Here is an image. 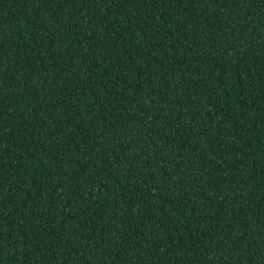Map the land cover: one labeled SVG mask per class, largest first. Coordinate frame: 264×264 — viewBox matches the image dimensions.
Segmentation results:
<instances>
[{
    "label": "trees",
    "instance_id": "trees-1",
    "mask_svg": "<svg viewBox=\"0 0 264 264\" xmlns=\"http://www.w3.org/2000/svg\"><path fill=\"white\" fill-rule=\"evenodd\" d=\"M0 264H264V0H0Z\"/></svg>",
    "mask_w": 264,
    "mask_h": 264
}]
</instances>
